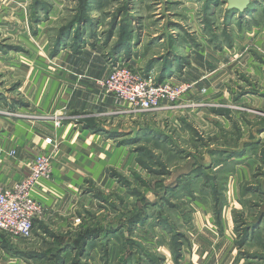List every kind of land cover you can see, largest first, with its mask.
Returning a JSON list of instances; mask_svg holds the SVG:
<instances>
[{
    "label": "rangeland",
    "instance_id": "obj_1",
    "mask_svg": "<svg viewBox=\"0 0 264 264\" xmlns=\"http://www.w3.org/2000/svg\"><path fill=\"white\" fill-rule=\"evenodd\" d=\"M227 10L226 0H0V52H25L30 66V72H22L18 59L11 64V57L0 55V90L7 94L0 99V120L52 118L56 127L66 123L71 118L66 108L28 113L11 108L15 100L7 104V98L15 94L21 105L30 101L26 93L40 92L32 84H50L49 97L55 82H72L68 66L74 57L69 54L75 52H105L111 71L119 64L139 71L149 52L178 46L183 67L194 60L189 74L202 78L196 84L162 78L191 87L176 103L150 111H131L112 94L116 110L123 106L124 111L111 112L109 118L126 146L125 155H116L107 169L115 183L87 186L96 198L88 212L71 211L53 220L44 208L29 238L0 232V264H55L61 256L66 264H152L148 254H160L166 234L175 249L176 231L188 221L196 225L197 208L212 209L215 222L225 228L233 223L239 243L246 242V226L264 203V5L244 13ZM168 25H176L178 34L151 45L150 40L166 35ZM128 40L129 45L122 43ZM54 52L69 53L54 61ZM17 85L28 89L7 90ZM248 193L252 196L247 198ZM234 194L241 197L231 203ZM120 222L135 227L134 232L126 228L111 240L98 233ZM97 230L89 248L80 251L83 235ZM124 249L125 260L120 256ZM130 249L145 251L135 261L134 251L128 257ZM91 252L100 260H83Z\"/></svg>",
    "mask_w": 264,
    "mask_h": 264
},
{
    "label": "crops",
    "instance_id": "obj_2",
    "mask_svg": "<svg viewBox=\"0 0 264 264\" xmlns=\"http://www.w3.org/2000/svg\"><path fill=\"white\" fill-rule=\"evenodd\" d=\"M258 5H264V2L256 1L251 7ZM21 23L23 22L21 21ZM176 28H178L176 25H168L165 30L166 35L158 40L153 38L150 40L151 45L157 41L162 44L167 38L169 40L174 38V35L178 34V30H173ZM157 35L158 33H155L153 37ZM135 38L136 35L133 33V41ZM140 39L142 38L138 37L137 40L140 42ZM122 43L129 45V40ZM177 48L178 46L170 45L165 53L153 54L149 52L144 61L145 66H139L137 70L151 76L156 73L157 77H151L156 81L172 76L194 84L201 83L202 78L198 77L199 75L194 77L189 74L195 69L194 60L191 62V68L189 65L184 68L183 54L178 52ZM18 53L23 55L25 52ZM63 53L66 55L69 52H54L51 58L56 61L61 58ZM6 54V58L11 57V64L18 59L22 72H30V66L24 61L22 55H18L16 52L15 54L14 52H0V55ZM69 55V57H74L73 65L68 66L73 73L72 82H55L52 87L54 91H49V97H46V89L50 84L43 82L32 84V86L38 87V90L41 89L40 92L26 93L30 101L21 100L23 101L21 105H17L15 102L18 101L15 94L9 93L10 98H7V104L10 103L9 100H15L11 108L20 107L28 113L37 111L50 114L66 108L69 110V117H71L66 123L56 127L52 118L38 120L26 117L0 120V183L12 187L29 174V163L38 153L52 154L53 174L51 178L40 181L35 196L43 204L45 216L53 220L57 217H67L71 211H79V214L90 211L89 207L93 206L92 203L96 201V198H92L93 194L90 193L92 191L87 190V186L109 184L110 181L115 183L111 179L112 176L108 175L107 169L112 164L111 160L120 153L125 155L126 150L125 144L121 143L120 134H114V131L115 133L119 131L116 130L115 123L111 122L109 118L111 112L120 115L124 111L123 106H120L121 110L117 111L114 96L104 92V88L97 81L111 73L112 67L107 61V54L105 52H75V55ZM132 55L135 57L136 52H133ZM178 57L179 62H177ZM132 61L139 65V60L132 59L130 60L131 64ZM182 68L183 70H181ZM178 71H183L184 74L177 76ZM27 85L30 83L28 82ZM16 88L28 89L26 86L19 85L18 87L17 85L9 86L7 90L12 92ZM2 94L3 92L0 90V99L7 97V94L5 96ZM112 117L120 118V116ZM261 131L263 133L264 129ZM47 138H51L52 142H47ZM12 150H15L16 153L10 154ZM251 196V193L247 194V198ZM240 197L239 194L232 195L231 203L239 201ZM263 205L264 203L259 210L252 214L251 221L246 226V231L243 234L247 239L245 243L242 241L239 243L238 231L233 223L225 228L215 222L212 209L197 208L193 212L196 225L188 221L189 225H183L179 228L180 230L176 231L178 244L175 249L171 245V236L166 234L160 242L163 246L160 254L150 251L149 259L152 264H264ZM73 218L71 216V219ZM126 228L131 232L135 230V227H129V225L122 227L120 222L113 228H109V225L104 227L102 232L107 240H111V237L116 239V235L121 230L125 231ZM154 230L157 232L158 228L154 227ZM116 232L118 234H115ZM139 242L134 241V245L138 246ZM139 250L130 249L128 257L132 256L134 251L133 260L136 261V257L145 251ZM124 252H126L125 249L120 256L125 260ZM94 253L91 252L92 256L89 254V257L84 256L83 260L99 261V256L93 255ZM142 261L144 260L138 262ZM129 262L133 263L131 257Z\"/></svg>",
    "mask_w": 264,
    "mask_h": 264
},
{
    "label": "built area",
    "instance_id": "obj_3",
    "mask_svg": "<svg viewBox=\"0 0 264 264\" xmlns=\"http://www.w3.org/2000/svg\"><path fill=\"white\" fill-rule=\"evenodd\" d=\"M97 81L115 96L116 103L128 105L134 112L155 110L163 103H176L191 87L171 79L156 81L125 64L115 66L107 77ZM46 141L51 143L52 139ZM15 153V150L10 152ZM52 174V154L43 152L29 163V174L25 178L12 187L0 183V232L21 238L32 235L35 221L44 210L35 196L36 188L42 179H49Z\"/></svg>",
    "mask_w": 264,
    "mask_h": 264
},
{
    "label": "water",
    "instance_id": "obj_4",
    "mask_svg": "<svg viewBox=\"0 0 264 264\" xmlns=\"http://www.w3.org/2000/svg\"><path fill=\"white\" fill-rule=\"evenodd\" d=\"M256 1L264 0H226L229 10H234V12L244 13L249 10L251 5Z\"/></svg>",
    "mask_w": 264,
    "mask_h": 264
},
{
    "label": "trees",
    "instance_id": "obj_5",
    "mask_svg": "<svg viewBox=\"0 0 264 264\" xmlns=\"http://www.w3.org/2000/svg\"><path fill=\"white\" fill-rule=\"evenodd\" d=\"M228 13H232L234 12V10H227ZM72 28V27H71ZM59 46V44H57ZM103 230L101 229V231L98 232L97 231H92L94 233H91V232H88L86 234L83 235L82 237V242H81V245H80V251L83 249L86 250V248L88 247V244H89V239H91V237L93 238H96V236L98 235L97 232L100 234ZM96 233V234H95ZM76 248V246H74ZM78 247V246H77ZM82 252H80V255H81ZM55 264H66V258L64 256H61L57 262H55ZM75 264H79V262H76Z\"/></svg>",
    "mask_w": 264,
    "mask_h": 264
}]
</instances>
